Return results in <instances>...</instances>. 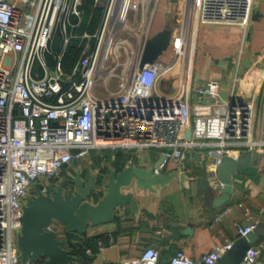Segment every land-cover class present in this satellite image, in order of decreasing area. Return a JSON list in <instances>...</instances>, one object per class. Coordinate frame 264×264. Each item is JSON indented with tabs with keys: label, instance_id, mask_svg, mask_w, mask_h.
<instances>
[{
	"label": "built area",
	"instance_id": "2783aa9c",
	"mask_svg": "<svg viewBox=\"0 0 264 264\" xmlns=\"http://www.w3.org/2000/svg\"><path fill=\"white\" fill-rule=\"evenodd\" d=\"M83 1L0 0V264H32L23 261L18 245L30 190L42 182V191L48 193L49 183L63 166L91 149H159L166 155L154 168L160 173L170 159L181 163L186 149L209 147L214 156L211 176L217 179V166L226 153L238 156L264 149V115L258 130L253 97L223 98L220 79L210 78L196 85L198 99L191 102V20L178 36L170 62L157 58L140 66L151 36L154 0H95L103 7L100 25L93 33H78ZM253 1L195 0L191 18L247 28ZM142 28L147 30L140 34ZM127 30L137 36L135 44L125 37ZM75 36H81L84 45L67 70L62 60ZM178 61L186 82L184 97L157 95L158 81ZM235 206L249 220L235 221L236 233L247 235L261 218L245 201L226 204L212 222L221 221ZM260 211L264 221V205ZM220 232L222 240L200 256L178 248L168 264H217L234 244L232 235ZM97 242L102 249L104 241ZM86 251L94 252L92 247ZM161 263V250L153 245L128 258L103 262ZM241 264H264V238L248 246Z\"/></svg>",
	"mask_w": 264,
	"mask_h": 264
},
{
	"label": "crops",
	"instance_id": "0c3cea01",
	"mask_svg": "<svg viewBox=\"0 0 264 264\" xmlns=\"http://www.w3.org/2000/svg\"><path fill=\"white\" fill-rule=\"evenodd\" d=\"M192 10H188L183 27L190 21ZM197 24L193 74L188 77L191 102L198 99L195 90L198 83L218 78L222 84L221 97L233 96L235 101L255 99L259 130L264 115V0L253 1L252 19L247 28L238 23L199 20ZM158 58L163 59V54ZM184 80L178 61L158 81L155 93L166 98H182L186 90ZM122 152L124 158L118 157L116 148L91 149L65 164L59 176L51 180L53 183L64 181V189L73 191L90 184L88 200L97 204L108 191L112 173L117 180L126 167L136 166L139 170V174L128 173L120 184L125 203L116 210L114 218L99 224L89 223L86 231L90 232L79 237L103 236L99 239L105 245L102 249L97 246L89 264L128 258L149 245L161 250L167 264L178 248L198 257L222 240L220 231L234 237L235 221H249L242 208L235 206L221 221L212 222L226 204L240 200L249 204L255 217L261 218L260 224H264L260 211L264 205V149L253 163L234 174V191L221 207L209 205L198 186V177L209 176L213 186L218 191L221 189L219 179L211 176L214 156L209 147L186 149L182 162L170 159L158 177L151 170L161 155L159 149L125 148ZM188 227L192 232H185Z\"/></svg>",
	"mask_w": 264,
	"mask_h": 264
},
{
	"label": "water",
	"instance_id": "95a60500",
	"mask_svg": "<svg viewBox=\"0 0 264 264\" xmlns=\"http://www.w3.org/2000/svg\"><path fill=\"white\" fill-rule=\"evenodd\" d=\"M169 29H164L147 40L140 66L159 57L169 42ZM191 134L192 128L187 129V135ZM261 154L260 151H245L238 156L226 153L217 166V177L221 182L220 191L213 186L209 176L198 177V186L204 192L206 202L214 207L227 203L236 185L234 174L245 169ZM165 157L164 153L159 156L151 170L152 175H161V172L155 173L154 168ZM138 171L136 166L126 167L117 180L112 173L108 191L97 204L88 200L90 184L86 187L81 185L73 191L64 189V181L50 182L48 193L42 191V182L34 184L26 198L23 226L18 233V245L23 261L28 260L36 264L37 260L44 257L42 264H78L79 258L72 251L75 240L87 232L89 223L99 224L114 218L116 210L125 203L120 184L128 173L139 174ZM259 225L264 230V224L259 223L247 235L236 233L233 246L223 253L217 264H241L248 246L261 236L257 231ZM191 230L192 228L188 227L185 232H192ZM55 231H65V235L59 236Z\"/></svg>",
	"mask_w": 264,
	"mask_h": 264
},
{
	"label": "trees",
	"instance_id": "16d2710c",
	"mask_svg": "<svg viewBox=\"0 0 264 264\" xmlns=\"http://www.w3.org/2000/svg\"><path fill=\"white\" fill-rule=\"evenodd\" d=\"M83 8V17L79 26H77L76 31L81 33L83 31L94 32L97 30L98 26L100 25L102 14H103V7L100 4H97L95 0H84L82 4ZM73 20H76V16L72 17ZM84 45V40L81 36H75L71 39L70 43L68 44L65 55L62 60L65 69H70L74 62L77 60L78 56L82 52V48ZM54 46H58V38L57 41L54 43ZM123 148H116V152L119 158H124V154L122 152ZM103 238L101 235L95 236H87L84 235L81 238H78L77 241L74 242L72 246V251L75 255L79 258L78 264H89L94 255L88 254L86 249L87 247H92L93 251L96 250L98 246V239ZM44 261V257H41L36 264H42ZM167 264L162 256V263Z\"/></svg>",
	"mask_w": 264,
	"mask_h": 264
},
{
	"label": "rangeland",
	"instance_id": "374dc122",
	"mask_svg": "<svg viewBox=\"0 0 264 264\" xmlns=\"http://www.w3.org/2000/svg\"><path fill=\"white\" fill-rule=\"evenodd\" d=\"M195 0H154L153 3L156 5V21L155 25H151V36L155 35L158 32L163 31L164 29L170 28L171 34L169 37V42L167 46L163 49L162 53L165 61H170L174 58L175 52H176V41L178 39V36L180 35L183 26H184V18H186L188 10L190 11L192 9V6L194 5ZM192 12V11H191ZM133 13L130 15V19L132 20ZM154 16V19H155ZM191 24L189 23V28L191 29V42L195 43V39L197 36V22L198 19L196 16L193 18H190ZM161 26V27H160ZM137 30V29H136ZM141 30L139 33L143 34L144 31H146V28L139 29ZM138 30V31H139ZM130 34V32L127 30L125 31V37L126 35ZM131 38V42L136 40L135 38L137 36L128 35ZM128 46V45H127ZM160 54V55H161ZM159 55V57H160ZM257 231L261 236H264V230L262 229V226H258ZM90 231H87L89 233Z\"/></svg>",
	"mask_w": 264,
	"mask_h": 264
},
{
	"label": "flooded vegetation",
	"instance_id": "af4514ba",
	"mask_svg": "<svg viewBox=\"0 0 264 264\" xmlns=\"http://www.w3.org/2000/svg\"><path fill=\"white\" fill-rule=\"evenodd\" d=\"M38 261V260H37Z\"/></svg>",
	"mask_w": 264,
	"mask_h": 264
}]
</instances>
